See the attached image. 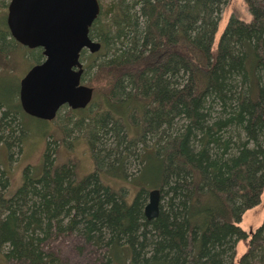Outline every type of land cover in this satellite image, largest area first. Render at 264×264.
I'll return each instance as SVG.
<instances>
[{"label":"trees","instance_id":"trees-1","mask_svg":"<svg viewBox=\"0 0 264 264\" xmlns=\"http://www.w3.org/2000/svg\"><path fill=\"white\" fill-rule=\"evenodd\" d=\"M119 1L113 7L100 11L89 28V37L101 44L100 52L107 43L110 22L103 19L107 11L118 23L128 24L129 19L137 18L134 11L132 14L128 11L125 0ZM184 1L142 0L141 14L148 21L144 39L149 38L151 45L145 53L137 54L136 50L141 49L142 45L138 46L133 41L134 46L136 44L134 52L124 48L113 59L99 66L91 79L92 100L98 102V109L103 115L123 129L127 139L141 133V125L139 121L131 120L132 115L140 117V122L144 117L158 121L170 112L184 113L188 118L184 132L168 142V162L153 147H145L139 155L141 165L137 174L127 179L122 173L123 161L117 159L99 173L100 181L109 186V192H101L98 180L90 173L74 178L69 169L55 168L50 175L47 171L43 172L44 167L38 175L33 171L26 176L23 172L21 184L12 189L10 155L15 148L21 151L27 138L36 135L34 129L28 128L26 120L42 121L44 128L39 136L43 138L49 135L50 126L49 121L31 117L20 107V78L31 66L40 63L43 55L41 48L23 46L10 35L6 25L9 0H0V259L4 264H49L52 255H45L35 247L28 233V240L22 241L19 230L21 227L39 229L41 216L47 219L54 217L60 209L74 211L68 226H73L77 216L81 217L82 234L88 240H103L101 228L107 226L111 231L107 237L111 264H135L131 261V254L137 239L141 205L139 195L154 188L161 190L170 181L173 182L170 186L174 191L171 211L160 212L156 219L144 222L160 231V237L153 240L160 254L153 255L148 264H185L186 248L195 242L199 254L210 256L203 264H220L208 255L206 233L217 222L218 227L214 234L210 233L209 242L212 245L230 242L235 229L228 223L232 209L227 198L234 201L237 195L245 194L247 186L244 182H249V174L264 168V85L256 77V71L264 64V0H248L252 8V22L232 25L215 53H211L210 45L204 39L194 40L186 27L175 25L183 18L184 12L179 10L178 14L174 8L182 7ZM196 1L211 8L217 0ZM189 4L187 2V6ZM195 6H188L190 11L185 15L193 18L191 25L200 13ZM159 15L164 24L157 26L155 19ZM234 36L244 40L243 55L234 51ZM87 52L82 50L80 61L83 57L89 64L98 52ZM178 66L188 71L191 83L172 92L165 74L175 72ZM241 74L244 80L249 74L248 89L243 98L236 83L232 82ZM126 81L130 83L127 89L122 88ZM189 85L193 88L190 89ZM207 104H210L209 107ZM213 104L219 110L216 117L210 115L209 111ZM107 121L103 117L98 122L105 127ZM241 132L253 141V149L247 147L248 141H237ZM115 133L118 136L119 131ZM197 133L201 136L198 139L200 147L195 151L189 138L196 140ZM201 180L208 184L204 189L199 186ZM113 181L132 189V202L117 196L119 188L109 184ZM29 182L35 187L36 183H43L44 190L47 189V196L42 192V199L27 203L28 210L32 207L30 214L23 211ZM33 193L38 194L36 191ZM178 216L180 219H177ZM150 235L154 239L157 237V234ZM124 239L125 242L121 244ZM6 245V249L2 250ZM262 245L264 235L257 234L251 238L248 256Z\"/></svg>","mask_w":264,"mask_h":264},{"label":"rangeland","instance_id":"rangeland-1","mask_svg":"<svg viewBox=\"0 0 264 264\" xmlns=\"http://www.w3.org/2000/svg\"><path fill=\"white\" fill-rule=\"evenodd\" d=\"M98 2L101 8L100 11L102 12L106 8L113 7L116 3H120L119 0H98ZM125 2L129 6H127L128 11L131 14L134 11V15L137 18L129 19L128 24L118 23L116 19L111 18V13L107 11L103 17V19L109 20L110 22L106 37V46L103 51H98L97 55L94 56V61L89 64L82 57V84L91 86V79L96 74L98 67L113 59L124 48L129 52H134L133 49L136 44L138 46L142 45V48L136 51L137 54H143L151 45L149 38L147 40L144 39L147 35L148 21L141 14L142 0H135V2L134 0H125ZM187 2L190 3L188 6L197 5L195 7L200 11L198 16L194 18L195 20L192 25L190 22H192L191 19L193 18L185 16L190 11L187 9ZM182 3V7L174 8L178 14L179 10H183L184 12L183 18L181 17L180 21H177L175 25L179 28L181 26L186 27L189 35L194 40L204 39L205 43L210 45L211 53H215L217 47L224 42L225 37L228 35L226 32L232 25L237 24L236 22L246 25L250 24L253 20L252 8L249 6L248 0H217L211 8H206L202 2L196 0H185ZM155 21L157 26L164 24L161 15ZM262 38H264V35ZM133 41L136 43L135 46ZM233 41L235 42L234 51L238 55H243L245 48L242 43L244 40H239L234 36ZM263 65L261 64V66ZM261 66L255 71L256 77L264 85V66ZM165 75H167L166 83L168 88L172 92L181 90L190 82L188 80V71L182 66H178L175 72H166ZM232 82L236 83L242 98L245 97L248 89L249 74L245 80L241 74L236 79H232ZM128 85L130 86V83L126 81L122 88L126 87L127 89ZM189 87L190 89L193 88L191 85ZM209 105L207 104L208 107ZM98 108L99 105L96 100H92L82 112H74L67 106H62L54 119L49 121V135L45 138L39 136L44 128L41 120H26L28 128L34 129L36 135L27 138V142L21 151H17V148H15L10 155L9 167L11 171L12 189H16L21 184L24 173L26 176H29L34 171V174L38 175L41 173L42 167H44L43 172L47 171L50 175H52V171L55 168L69 169L74 178L76 175L85 176L90 173V176L98 180L99 190L109 192V186L100 181L99 173L101 171L107 169L117 159H121L123 161L122 173L127 179H130L137 174L140 168L139 155L145 147H153L157 154L164 155L168 162L170 160L168 142L184 132V128L188 124V118L184 113L178 114L176 112H170L167 117L159 118L158 121L144 117V119H141V122L140 117L132 115V121H139L141 133L136 137L127 139L123 133V129L114 124L107 115H103ZM209 111L211 113L210 115L216 117L219 110L213 104L210 106ZM103 117H106L108 120L105 127L101 126L98 122ZM113 124L115 126L114 129H112ZM115 131H119L118 136H115L117 135ZM200 137L197 133L196 140L192 137L189 138V143L193 144L195 151L200 147L198 140ZM247 139L242 132L237 137V141L239 142L248 141L247 147L253 149L255 144L253 141ZM58 164L59 166L56 167L55 165ZM61 171L63 173L65 172V170ZM247 181H249L248 183L251 186L247 182H244L247 186V192L245 194L237 195L234 201L227 198V202L232 209V216L228 220V223L235 229V232L231 234L230 242H225L222 245H212L209 242V235L212 232L214 234L215 228L218 227L217 222H214L213 226L206 233V250L210 253L208 255L218 260L220 264H264L263 245L256 249V251L254 250L253 255L249 253L248 256L247 253L251 238H254L257 234L259 236L264 235V168L255 170L252 174L250 173ZM109 184L119 188L117 196L120 199L126 198L127 202L133 201L134 193L130 187L125 185L121 186L119 181H113ZM35 185L36 187L30 182L26 185L28 192L24 196L26 202L23 206V211L28 214L32 211V207L28 210L27 203L31 204L35 200L39 201L42 192L47 196V189L44 190L45 186L43 183H36ZM170 185H173L172 181L165 184L161 190L159 189L160 201L158 214L151 219H148L144 215V206L148 202V193L139 195L141 205L140 215L137 219L138 227L135 236L137 239L134 241V248L131 254V261L135 264H148L153 255L160 254L159 248L153 243V240L156 241L160 237L158 234L160 231L152 225H145L144 222L156 219L160 212L165 213V211H171L170 202L174 201V191ZM199 186H201V189H204L208 184L205 180H201ZM35 191L38 194L33 193ZM73 213V209H70L69 212L66 209H60V212L55 214L56 216L59 214L57 217L50 216L47 219L41 216L39 229L31 230L21 227L19 236L23 238L22 241H27L26 235L28 233V238L33 240L35 247L40 248L45 255L51 254L53 259L49 264H111L108 256L109 243L107 241V237L111 235V231L108 230L107 226H103L101 228L103 240L97 242L93 238L88 240L82 234L83 222L80 216L76 217L73 226H68ZM177 219H180V216ZM154 231L155 234H153ZM150 233L152 235L157 234L156 239ZM148 235H150V238ZM125 240L120 243L123 244ZM195 244L186 248L185 264L190 262L193 264H203L204 261L209 260L210 256L208 257L204 253L199 254L200 251H196ZM6 247L7 245L3 246L2 250H5ZM0 264H4L1 259ZM11 264L21 263L11 262Z\"/></svg>","mask_w":264,"mask_h":264},{"label":"water","instance_id":"water-1","mask_svg":"<svg viewBox=\"0 0 264 264\" xmlns=\"http://www.w3.org/2000/svg\"><path fill=\"white\" fill-rule=\"evenodd\" d=\"M100 13L98 0H9L6 25L10 35L28 48H41L43 60L20 78L18 99L27 115L50 121L62 106L84 109L93 88L81 83L80 53H96L100 42L89 28ZM160 191H148L144 215L159 210Z\"/></svg>","mask_w":264,"mask_h":264}]
</instances>
